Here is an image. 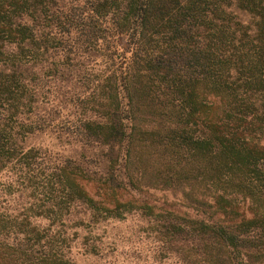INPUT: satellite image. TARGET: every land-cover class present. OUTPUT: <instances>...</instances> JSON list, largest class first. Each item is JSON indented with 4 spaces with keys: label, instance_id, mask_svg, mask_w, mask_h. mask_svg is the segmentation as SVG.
Instances as JSON below:
<instances>
[{
    "label": "trees",
    "instance_id": "1",
    "mask_svg": "<svg viewBox=\"0 0 264 264\" xmlns=\"http://www.w3.org/2000/svg\"><path fill=\"white\" fill-rule=\"evenodd\" d=\"M131 218L154 264L264 263V0H0V264H124Z\"/></svg>",
    "mask_w": 264,
    "mask_h": 264
},
{
    "label": "rangeland",
    "instance_id": "2",
    "mask_svg": "<svg viewBox=\"0 0 264 264\" xmlns=\"http://www.w3.org/2000/svg\"><path fill=\"white\" fill-rule=\"evenodd\" d=\"M44 143L51 144L49 140H45ZM148 197L158 204L178 205L177 197L167 192L151 191L148 192ZM99 233L101 236L115 241L110 255L106 258L107 260L123 261L124 264H154L151 254H149V231L135 218L128 219L120 225H109L108 228L102 229ZM77 251L78 249L74 250L77 263H87L85 258L77 256ZM106 259L104 258L102 262Z\"/></svg>",
    "mask_w": 264,
    "mask_h": 264
}]
</instances>
